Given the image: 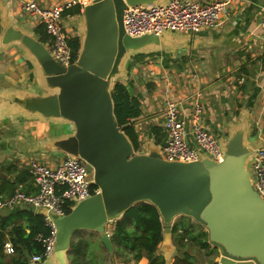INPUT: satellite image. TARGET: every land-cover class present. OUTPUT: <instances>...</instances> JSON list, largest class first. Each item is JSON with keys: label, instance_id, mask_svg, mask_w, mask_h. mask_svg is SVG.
<instances>
[{"label": "water", "instance_id": "water-1", "mask_svg": "<svg viewBox=\"0 0 264 264\" xmlns=\"http://www.w3.org/2000/svg\"><path fill=\"white\" fill-rule=\"evenodd\" d=\"M80 1H84L82 38L77 57L68 66L56 63L50 51L11 26L3 27L1 39L3 44L24 43L47 81L58 89L56 95L38 99L33 112L71 124L70 136L49 142V150L84 161L88 180L98 189L65 215L38 209L56 232L53 251L45 259L54 256L58 264H68L73 238L87 232L95 233L111 254L110 225L131 207L147 203L158 212L166 248L175 221L183 217L206 234L207 244L220 254L218 264H264V199L249 171L259 147L250 151L236 136L224 144L218 140L222 154L217 160L199 152L194 161H168L162 149L135 151L123 132L125 126L115 118L111 93L126 58L164 44L165 34L176 32L128 36L123 29L124 10L162 6L169 0Z\"/></svg>", "mask_w": 264, "mask_h": 264}, {"label": "crops", "instance_id": "crops-1", "mask_svg": "<svg viewBox=\"0 0 264 264\" xmlns=\"http://www.w3.org/2000/svg\"><path fill=\"white\" fill-rule=\"evenodd\" d=\"M68 1L37 0L43 7ZM196 1L206 4L221 0ZM262 12L264 0H233L221 15L217 28L189 34L167 32L164 44L126 58L115 81L122 83L141 103V115L134 123L139 152L162 149L166 139L163 100L169 97L179 101L183 115L187 116L196 92L200 93L204 104L205 125L221 144L236 136L242 137L244 146L250 151L264 144V33L259 24ZM0 23V197H6L17 190L35 192L28 173L29 162L36 160L56 165L65 155L49 150L48 144L70 136L73 127L63 120L33 112L38 99L56 95L58 89L47 81L36 57L24 43L1 42L3 27L7 25L50 51V39L43 25L36 17L23 13L16 0H0ZM61 23L69 39L76 37L81 41L84 25L81 12L62 16ZM40 30L46 35L44 39ZM21 208L42 213L26 205L6 209ZM6 209H0V213L10 212ZM95 238L102 246L96 234ZM7 246L11 247L9 243ZM189 248L206 254L192 241L178 249L172 234L169 247L160 243L157 254L173 264L185 253L187 259L177 263L196 264V257L187 251ZM103 249L105 254H110ZM215 251L211 255L218 258L212 264H218L220 257L217 249ZM68 262L71 264L69 252ZM146 263L147 260L141 258L136 264ZM29 264L58 263L52 256L39 263L30 260Z\"/></svg>", "mask_w": 264, "mask_h": 264}, {"label": "built area", "instance_id": "built-area-1", "mask_svg": "<svg viewBox=\"0 0 264 264\" xmlns=\"http://www.w3.org/2000/svg\"><path fill=\"white\" fill-rule=\"evenodd\" d=\"M16 1L23 13L36 17L43 25L50 39L53 60L62 66L70 65L73 62L72 52L68 45V33L61 23L62 12L73 5H83L84 1L70 0L54 7H43L37 0ZM232 1L221 0L205 4L196 0H169L162 6L128 7L123 13V29L131 37L158 35L163 30L188 34L201 29H215L219 26L221 15ZM259 24L264 33V12L260 15ZM191 101L190 110L185 116L179 101L169 97L163 100V129L166 139L162 146V155L168 161L190 162L196 160L198 153L202 152L217 160L222 154L220 145L205 125L204 104L200 93H194ZM250 172L256 192L264 199V144L256 151ZM28 173L35 192L17 190L9 196L0 197V209L26 205L61 216L67 214L74 203L98 191L88 180V165L78 158L64 156L53 166L32 160L28 164ZM44 221L51 233L42 239L44 252L40 256L32 257L34 263L48 257L55 243V228L46 217ZM5 252L10 254L11 247H5Z\"/></svg>", "mask_w": 264, "mask_h": 264}, {"label": "trees", "instance_id": "trees-1", "mask_svg": "<svg viewBox=\"0 0 264 264\" xmlns=\"http://www.w3.org/2000/svg\"><path fill=\"white\" fill-rule=\"evenodd\" d=\"M81 5L76 4L62 12V16L79 14ZM42 39L46 35L40 30ZM47 38V37H46ZM72 52V60L77 57L79 40L72 37L68 40ZM114 115L119 126H125L124 134L131 141L135 151H139L140 142L135 129V120L141 115L139 99L129 93L127 88L119 82L112 88ZM14 209V208H13ZM9 210L7 214L0 213V264H29L34 256L44 252L42 239L50 236V228L44 221L42 214L28 208ZM69 213V211L67 212ZM186 218H179L172 228L173 241L178 249L187 241L206 251L207 255L215 252L206 242V234L202 231L194 232L187 224ZM109 237L113 245L112 254H105L102 246L94 241L95 234L77 235L73 238L69 259L71 264H104L115 262L135 264L141 258L146 264H165L162 255L157 254L162 240V227L157 210L150 204L140 203L131 207L124 216L109 227ZM11 245L12 254H5V245ZM187 255L182 254L181 260ZM180 262V261H179ZM173 264H178L176 261ZM215 264V263H214Z\"/></svg>", "mask_w": 264, "mask_h": 264}, {"label": "rangeland", "instance_id": "rangeland-1", "mask_svg": "<svg viewBox=\"0 0 264 264\" xmlns=\"http://www.w3.org/2000/svg\"><path fill=\"white\" fill-rule=\"evenodd\" d=\"M68 36H69V34H68ZM178 220H179V218L176 221H178ZM187 224L192 226V230L194 232L201 231V228L198 225H195L194 223H192V222H190L188 220H187ZM82 235H85V233H83ZM93 240L96 241L97 239L93 238ZM187 251L190 254L194 255L193 256L194 258L196 257V259H194V262L196 264H212L213 260H217V258H218L217 256L215 257V254L206 256L205 252H203V251H199L198 252L195 249L192 250V249L189 248ZM181 258H182V256H178L176 262H179ZM183 262H184V260H181V263H183Z\"/></svg>", "mask_w": 264, "mask_h": 264}]
</instances>
